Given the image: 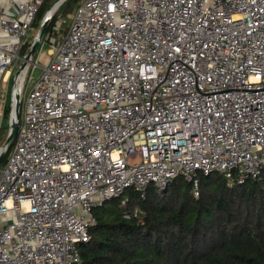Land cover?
I'll list each match as a JSON object with an SVG mask.
<instances>
[{
    "label": "built area",
    "instance_id": "1",
    "mask_svg": "<svg viewBox=\"0 0 264 264\" xmlns=\"http://www.w3.org/2000/svg\"><path fill=\"white\" fill-rule=\"evenodd\" d=\"M47 1L0 0V93L17 70L0 117L20 101L0 167V264L80 262L94 208L129 188L183 175L199 195L200 173L230 187L261 175L264 0H81L28 58Z\"/></svg>",
    "mask_w": 264,
    "mask_h": 264
},
{
    "label": "trees",
    "instance_id": "2",
    "mask_svg": "<svg viewBox=\"0 0 264 264\" xmlns=\"http://www.w3.org/2000/svg\"><path fill=\"white\" fill-rule=\"evenodd\" d=\"M198 190L180 175L106 200L76 264H264V169L232 187L221 172L200 173Z\"/></svg>",
    "mask_w": 264,
    "mask_h": 264
},
{
    "label": "rangeland",
    "instance_id": "3",
    "mask_svg": "<svg viewBox=\"0 0 264 264\" xmlns=\"http://www.w3.org/2000/svg\"><path fill=\"white\" fill-rule=\"evenodd\" d=\"M52 3V0H48L46 2V4L43 7V11H41V13L38 15V17L36 18V20L34 21V29L37 30L39 29V23L41 21V16L44 13V11L49 7V5ZM67 4V3H66ZM66 4L64 3L60 9V11L57 12V17L55 20V24H60L62 23V21H64L62 30L64 32L67 31L68 29V21H69V17L70 14L73 12V10H75V3H70V6L67 7ZM33 36V33L31 34V36H29V40H31ZM51 48V44L49 41L46 42V44L44 45L43 49H44V53L39 57V62L41 64H44L48 61L49 59V49ZM38 53V51H37ZM37 55V54H36ZM36 57V56H35ZM17 70L14 71L13 77L11 79V82L8 84V82H3L2 86H1V93H0V110H3L4 108V103L3 100L6 96V91L10 89V87L12 88L13 86V81H14V76ZM41 68L37 67L36 71H35V78H37L40 74H41ZM9 104L11 106V100L9 99ZM10 116H11V108L10 111L8 113V111L5 110L4 116L1 118L0 117V147L3 146V144L5 143L6 139H7V135L9 133V127H10ZM139 161L138 159H135L134 162ZM2 165H4V162L2 163ZM1 174V171H0Z\"/></svg>",
    "mask_w": 264,
    "mask_h": 264
},
{
    "label": "water",
    "instance_id": "4",
    "mask_svg": "<svg viewBox=\"0 0 264 264\" xmlns=\"http://www.w3.org/2000/svg\"><path fill=\"white\" fill-rule=\"evenodd\" d=\"M48 23H49V17L46 16L44 18V20L41 22V25L39 27V31H38V37H36L33 42L31 43V47L29 49V52L27 54V57H31L33 56L40 44V40L42 38V36L44 35L47 27H48ZM15 114L16 116L14 118L11 117L10 120V127H9V133L7 135V139L5 141V143L3 144V146H1V148H3V150L0 153V167L3 163V161L5 160L9 150L11 149V147L13 146L15 139L17 137L18 134V130H19V118H20V101L18 99L16 107H15Z\"/></svg>",
    "mask_w": 264,
    "mask_h": 264
},
{
    "label": "bare ground",
    "instance_id": "5",
    "mask_svg": "<svg viewBox=\"0 0 264 264\" xmlns=\"http://www.w3.org/2000/svg\"><path fill=\"white\" fill-rule=\"evenodd\" d=\"M2 150H3V148L0 149V153H1Z\"/></svg>",
    "mask_w": 264,
    "mask_h": 264
}]
</instances>
